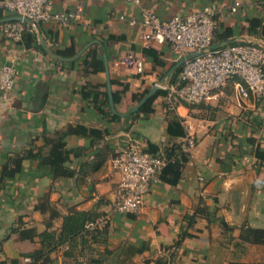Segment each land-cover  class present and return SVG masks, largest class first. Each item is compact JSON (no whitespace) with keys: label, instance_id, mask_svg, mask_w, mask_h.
Segmentation results:
<instances>
[{"label":"crops","instance_id":"obj_1","mask_svg":"<svg viewBox=\"0 0 264 264\" xmlns=\"http://www.w3.org/2000/svg\"><path fill=\"white\" fill-rule=\"evenodd\" d=\"M236 2L241 7L232 13ZM207 5L221 9L215 46L264 43V0H52L53 11L79 13V21L66 27L26 22L19 43L5 38L0 24V69L9 56L18 58L14 89L0 95V178L5 166L15 170L13 163L21 162L0 189V261L29 264L26 259L42 249L40 235L58 234L68 218L83 214L87 224L110 220L106 241H88L95 257L105 248L148 243L136 264H156L171 253L173 264L264 263V244L241 237L246 229L264 231V94L240 103L235 79L206 104L173 110L159 97L141 112L151 97L139 112L129 113L157 84L176 82L182 69L167 41L145 43L141 9L169 19ZM8 16L14 17L0 10V20ZM253 18L263 20L258 34L249 32ZM129 55L143 60L142 74L123 64ZM106 58L112 92L128 87L116 106L128 114L121 121L113 119L110 103L104 107ZM63 133L68 159L61 171L72 175L55 179L43 159ZM190 135L196 147L180 176L164 169L139 213H115L120 176L112 161L127 138L164 155ZM28 231L35 232L33 240L23 236ZM68 248L58 247L49 264L86 261L83 246L74 258L65 256Z\"/></svg>","mask_w":264,"mask_h":264},{"label":"built area","instance_id":"obj_2","mask_svg":"<svg viewBox=\"0 0 264 264\" xmlns=\"http://www.w3.org/2000/svg\"><path fill=\"white\" fill-rule=\"evenodd\" d=\"M140 4V0H133ZM241 7L236 2L230 7L237 13ZM0 10L24 21L1 24L5 38L15 43L23 40L26 21L36 25L57 24L70 26L80 19L79 13L53 11L52 0H1ZM221 9L207 5L188 15H176L162 19L157 13L141 9L143 36L146 44L154 41H167L178 60L187 58L182 65L178 80L174 83H161L156 87L165 92V103L176 110L180 106L206 104L215 97V92L223 89L230 81L238 79L237 99L240 103L264 94V43H239L228 46L213 44L217 18ZM137 22L132 21L131 25ZM123 64L138 74L144 72V62L133 55L127 56ZM18 73V58L11 55L0 69V95L10 93L15 86ZM196 147V139L190 135L182 151L189 154ZM171 161L165 157L143 152L131 137L127 138L121 151L114 157L112 168L120 176L117 186V199L113 210L118 214L139 213L158 175ZM109 218H102L87 225V229L104 228ZM30 263V259H26Z\"/></svg>","mask_w":264,"mask_h":264},{"label":"trees","instance_id":"obj_3","mask_svg":"<svg viewBox=\"0 0 264 264\" xmlns=\"http://www.w3.org/2000/svg\"><path fill=\"white\" fill-rule=\"evenodd\" d=\"M12 16V15H11ZM10 17V16H8ZM6 18V17H4ZM3 18V19H4ZM249 23V32L251 34H258L259 31L263 27V20L260 18H253L248 20ZM27 25V24H25ZM217 31V29H216ZM216 34L214 38V45H218L219 42L216 41ZM100 69H104V60H99ZM122 85V84H118ZM128 89L127 86H124L122 91L113 92V98L115 107L119 105L123 95L125 94L126 90ZM146 95V94H145ZM144 95V96H145ZM144 96H141L137 101H141ZM165 98V92L159 90L152 99H150L145 106L142 108L141 112L144 109L150 108L151 104L157 98ZM104 107H109V102L106 100ZM114 120L121 121V117L119 115H113L111 113ZM137 114L130 115L125 120L134 117ZM172 127V123L170 124V128ZM66 137L67 134H61L56 140H54L51 144V149L49 156L43 159V165L50 168L51 172L53 173V177L58 179L57 177H69L72 174H66V171L62 173L61 169L63 165L67 161L68 151L66 146ZM143 152L149 153L153 156L165 157L171 162L168 166L164 169H172L176 172L178 176H180L181 169L184 164L188 160V154L182 151V146H175L168 150L164 155H158L155 152L142 149ZM14 167L17 166L14 170L12 166L9 165L5 166L2 170V176L0 178V189L4 182L8 179H11L13 174L17 173L21 169V162L15 161L13 163ZM129 215V214H126ZM87 218L84 217L83 214H75L73 217L68 218L65 221V224L60 233L56 232H45L44 234L39 236L41 240L42 249L35 251L33 254L29 256L30 263L29 264H49V257L54 251L57 250L60 246L68 245L69 248L65 252L66 257H75V251H77V247L79 245L83 246V251L81 252L85 256V260H80L78 257H75V264H136L135 258L138 255L145 253V251L149 250L148 243H144L141 247L134 246L132 244H124L119 246L116 249H108L105 248L102 254H97L95 257L94 254L97 253L96 250L89 245L90 240L94 243L96 241L104 240L106 241L107 237L109 236L110 232V221L104 228H93L87 229ZM97 220L91 222L95 223ZM48 228H51V224H49ZM23 236H28L31 240L34 239L36 236L35 232H23ZM32 234V235H30ZM185 234L181 236V239L175 244V248H178L185 238ZM242 240L247 243L252 244H264V231L258 229H246L242 232ZM87 251V253H86ZM85 252V253H84ZM86 262V263H85ZM174 262V254H170L169 256L160 257L156 260V264H173ZM0 264H8L6 261H0ZM12 264H20L18 260H13ZM144 264H150V261H146ZM264 264V263H263Z\"/></svg>","mask_w":264,"mask_h":264},{"label":"water","instance_id":"obj_4","mask_svg":"<svg viewBox=\"0 0 264 264\" xmlns=\"http://www.w3.org/2000/svg\"><path fill=\"white\" fill-rule=\"evenodd\" d=\"M14 21H24V19L22 17H18V16H14V17H10V18H6V19H3V20H0V24H3V23H6V22H14ZM26 22H31L29 20H25ZM32 23V22H31ZM249 41H245V43H248ZM260 43V42H259ZM187 58H183L181 59L176 68H179L181 67L185 60ZM105 63H106V70H107V76H108V93H109V103H110V108L113 112V114L115 115H119L121 116L122 118H125L128 114H120L117 112L116 110V107H115V103H114V98H113V92H112V84H111V79H110V75H109V62H108V59L106 58L105 60ZM159 91V88L158 87H155L153 88V90L133 109L131 110L129 113L130 114H133V113H137L141 110V108L144 106V104L151 98L153 97L157 92Z\"/></svg>","mask_w":264,"mask_h":264}]
</instances>
